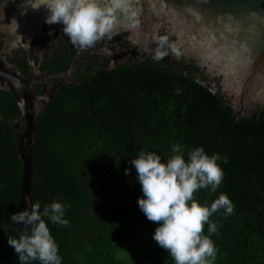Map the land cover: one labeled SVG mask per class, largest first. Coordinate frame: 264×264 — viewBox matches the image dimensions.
I'll return each instance as SVG.
<instances>
[{"label": "trees", "instance_id": "1", "mask_svg": "<svg viewBox=\"0 0 264 264\" xmlns=\"http://www.w3.org/2000/svg\"><path fill=\"white\" fill-rule=\"evenodd\" d=\"M91 82L59 89L38 115L33 203L43 208L59 200L68 206L67 226L45 218L62 264H132V254L125 252L141 247L151 264H174L152 239L156 223L138 207L142 191L131 161L141 150L166 159L177 143L185 155L203 146L222 157L224 178L217 191L194 193L201 204L210 205L220 193L234 204L230 216L221 210L210 217L217 224L211 235L215 264H264V104L238 116L221 87L185 58H137L93 87ZM0 112V264H19L7 242L24 230L9 223L22 185L12 122L19 108L9 91L0 90ZM133 241L136 247L127 249Z\"/></svg>", "mask_w": 264, "mask_h": 264}, {"label": "clouds", "instance_id": "2", "mask_svg": "<svg viewBox=\"0 0 264 264\" xmlns=\"http://www.w3.org/2000/svg\"><path fill=\"white\" fill-rule=\"evenodd\" d=\"M132 3L133 0H24L26 10L43 7L47 11L45 23L62 24L63 34L81 50L111 39L118 24L127 30L138 27ZM155 40L154 60L163 59L169 54L168 49L177 52L168 35H159ZM171 152L165 159L154 151L141 150L132 158L142 191L138 207L149 221L156 223L152 239L168 252L174 264H215L218 249L211 235L217 233V224L210 217L221 210L224 216H230L234 204L226 193H220L210 205L201 204L194 193L200 189L217 191L224 178L218 163L222 157L219 153L209 155L203 146L192 148L185 155L178 143ZM128 171L125 170L126 175ZM24 200L28 206L13 212L9 220L24 230L18 238L7 241L19 264H62L59 245L45 218L52 224L67 226L68 206L54 200L42 208L39 201L33 203L28 197ZM205 224L208 234H204Z\"/></svg>", "mask_w": 264, "mask_h": 264}, {"label": "water", "instance_id": "3", "mask_svg": "<svg viewBox=\"0 0 264 264\" xmlns=\"http://www.w3.org/2000/svg\"><path fill=\"white\" fill-rule=\"evenodd\" d=\"M132 11L139 26L127 30L118 24L116 32H128L133 45L149 48L163 27H171L178 38L176 53L222 77V90L233 96L230 101L238 116L251 101L264 104V0H133ZM46 15L43 7L26 10L24 0H0V90L11 92L19 108L12 121L22 162L21 200L16 212L28 206L25 197L33 202L38 115L65 82L50 90L49 79L41 70L34 68L30 75L25 74L6 52L7 47L30 40L45 24ZM37 83L43 86L41 93L34 88ZM0 118H5L1 112Z\"/></svg>", "mask_w": 264, "mask_h": 264}, {"label": "flooded vegetation", "instance_id": "4", "mask_svg": "<svg viewBox=\"0 0 264 264\" xmlns=\"http://www.w3.org/2000/svg\"><path fill=\"white\" fill-rule=\"evenodd\" d=\"M62 29V24L45 23L30 40L25 38L16 47H7L6 52L8 59L21 70L23 67L27 75L34 68L41 70L49 79L50 90L62 82L65 84L60 89L71 85H85L87 79L92 80L88 86L93 87L125 63L137 58L146 61L153 56L157 47V43L149 48L133 45L128 32L115 31L111 39L105 38L94 47L81 50L72 45ZM159 35H168L172 45L178 39L173 29L168 26L163 27ZM168 53L165 57L191 60L172 52L171 49H168ZM192 60L198 64V61ZM198 65L213 80V84L223 88L221 76L212 75L207 67ZM34 88L38 93L43 91V86L39 83Z\"/></svg>", "mask_w": 264, "mask_h": 264}, {"label": "rangeland", "instance_id": "5", "mask_svg": "<svg viewBox=\"0 0 264 264\" xmlns=\"http://www.w3.org/2000/svg\"><path fill=\"white\" fill-rule=\"evenodd\" d=\"M225 94L230 100L233 97V96L228 95L227 93H225ZM238 102H239L238 105L242 104L241 101L238 100ZM250 103H249V107H251L253 104H255L252 101ZM137 236H138V233L135 234L134 241L137 239ZM134 241H133V243H132V245L130 247H127V249L128 248H132V247H136V242H134ZM125 253L126 254H128V253L132 254L131 256L129 255L128 258H127L128 260L131 261L132 264H151L150 261H149V258L146 256V253L142 249V247L140 249H136V250H134L132 252H131V250L126 251Z\"/></svg>", "mask_w": 264, "mask_h": 264}]
</instances>
